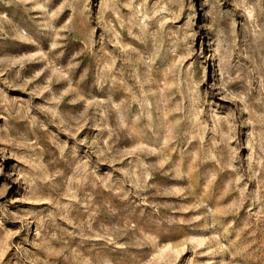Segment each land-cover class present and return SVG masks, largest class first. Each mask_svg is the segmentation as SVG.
<instances>
[{
  "label": "rangeland",
  "instance_id": "1",
  "mask_svg": "<svg viewBox=\"0 0 264 264\" xmlns=\"http://www.w3.org/2000/svg\"><path fill=\"white\" fill-rule=\"evenodd\" d=\"M0 264H264V0H0Z\"/></svg>",
  "mask_w": 264,
  "mask_h": 264
}]
</instances>
